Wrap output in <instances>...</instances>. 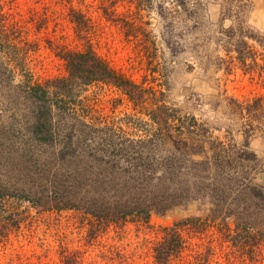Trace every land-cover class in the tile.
I'll return each instance as SVG.
<instances>
[{
	"label": "rangeland",
	"instance_id": "1",
	"mask_svg": "<svg viewBox=\"0 0 264 264\" xmlns=\"http://www.w3.org/2000/svg\"><path fill=\"white\" fill-rule=\"evenodd\" d=\"M0 9L29 42L33 81L67 76L57 47L89 48L131 82L162 92L178 115L203 124L247 185H264V0H0ZM79 102L76 109L97 127L146 129L149 104L135 106L111 85L92 84ZM18 205L28 218L0 241V264H58L62 250L78 253L82 264H154L161 230L189 218L206 221L209 209L206 199L193 200L92 238L90 217L80 211ZM237 222L238 230L233 218L229 231L208 222L198 232L186 228L187 251L170 264H188L199 253L210 264H264V233L256 232L264 214L248 221L257 237Z\"/></svg>",
	"mask_w": 264,
	"mask_h": 264
},
{
	"label": "trees",
	"instance_id": "2",
	"mask_svg": "<svg viewBox=\"0 0 264 264\" xmlns=\"http://www.w3.org/2000/svg\"><path fill=\"white\" fill-rule=\"evenodd\" d=\"M57 49L67 76L33 81L29 42L0 9V241L27 220L22 202L42 211H80L90 217L89 234L96 238L109 226L145 224L152 213L200 199L209 204L206 221L189 218L163 228L152 247L154 264L181 258L187 251L182 231L198 232L205 222L227 229L233 218L235 229L239 220L257 237L248 221L264 214V185H247L248 178L227 161L223 142L193 117L178 115L162 92L131 82L91 49ZM97 83L113 86L135 106L149 104L146 129L97 127L80 114V95ZM206 255L196 254L188 264H210ZM58 264L82 261L62 250Z\"/></svg>",
	"mask_w": 264,
	"mask_h": 264
}]
</instances>
